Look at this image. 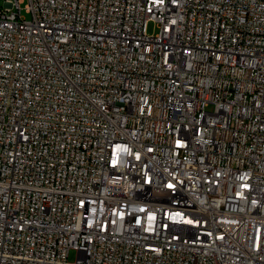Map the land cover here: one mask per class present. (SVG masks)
Here are the masks:
<instances>
[{
    "label": "built area",
    "instance_id": "1",
    "mask_svg": "<svg viewBox=\"0 0 264 264\" xmlns=\"http://www.w3.org/2000/svg\"><path fill=\"white\" fill-rule=\"evenodd\" d=\"M0 264H264V0H0Z\"/></svg>",
    "mask_w": 264,
    "mask_h": 264
},
{
    "label": "rangeland",
    "instance_id": "2",
    "mask_svg": "<svg viewBox=\"0 0 264 264\" xmlns=\"http://www.w3.org/2000/svg\"><path fill=\"white\" fill-rule=\"evenodd\" d=\"M21 6H22V14L26 18L30 19L31 18V13H29V12L26 11V9H25V3H22ZM149 31L150 32H155L156 31V28L154 27L153 24L150 25ZM76 256H77V251L75 249H71L70 250V253H69V259L71 261H73V260H75Z\"/></svg>",
    "mask_w": 264,
    "mask_h": 264
}]
</instances>
